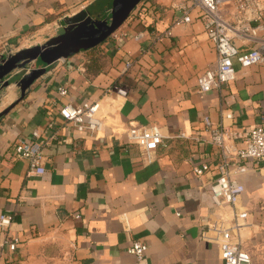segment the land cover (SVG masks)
<instances>
[{
  "label": "crops",
  "instance_id": "obj_1",
  "mask_svg": "<svg viewBox=\"0 0 264 264\" xmlns=\"http://www.w3.org/2000/svg\"><path fill=\"white\" fill-rule=\"evenodd\" d=\"M183 1L142 0L103 43L51 63L42 52L0 81V113L15 104L0 118V215L14 216L0 250L5 238L19 242L15 252L4 247L1 264H223L218 245L203 238L214 221L253 264H264V164H248L235 207L218 208L209 198L216 150L176 137L200 133L205 116L243 132L264 127V67H237L234 82L199 93L197 78L217 56L202 20L180 21ZM113 4L0 0V56L44 46L84 11L92 20L111 19ZM253 25L262 26L264 39V11ZM142 31L144 39L136 40ZM234 42L241 50L257 43ZM128 62L133 67L125 71ZM44 68L21 99L22 80ZM62 86L66 97L58 94ZM89 101L99 102L104 132L65 129L58 108ZM52 121L61 143L44 149V176L29 177L28 161L15 158L12 146ZM142 126H156L166 138L150 164L128 141L129 130ZM202 164L211 170L197 178L193 167ZM242 212L247 217L237 219ZM132 240L148 245L142 261L126 252Z\"/></svg>",
  "mask_w": 264,
  "mask_h": 264
},
{
  "label": "built area",
  "instance_id": "obj_2",
  "mask_svg": "<svg viewBox=\"0 0 264 264\" xmlns=\"http://www.w3.org/2000/svg\"><path fill=\"white\" fill-rule=\"evenodd\" d=\"M178 7L182 12L181 22L188 24L196 19L202 20L204 31L216 51V61L197 78L199 93L220 91L227 84L234 82L238 76L237 67L241 69L264 67V39L258 38L262 26L253 25L264 11V0H184ZM145 35L146 31L138 32L135 39L142 40ZM170 35L171 31L168 30L155 38L161 40ZM235 37L257 43L247 50H241L234 42ZM132 67L133 63H126L125 71ZM58 94L61 97L68 96V88L66 86L58 88ZM58 116L63 121L64 128L75 133L98 135L106 128V120L100 114V105L97 101L78 105L63 104L58 108ZM203 124L202 131L196 135L187 136L180 133L176 137L194 143H207L216 150L217 179L209 188V198L215 207H235L238 198L246 189L238 177L250 171L248 164H264V127L257 126L251 131L243 132L222 123L215 124L208 116L204 117ZM60 134V129L55 128L52 121L44 128L35 129L32 132L33 140H17L13 144V156L25 159L29 163V177L44 176L46 172L44 149L54 142L61 143ZM165 139L156 126L132 128L128 132L129 143L139 148L143 161L148 164L153 162L156 149L164 144ZM210 170L207 164L193 167L197 178L203 177ZM13 217L9 213L0 215V235L8 236ZM246 217V212L237 215L239 220ZM234 227L237 228V221ZM228 230L222 223L214 221L204 232L203 238L218 245L223 264H253L250 255L239 244L229 239ZM18 243V240L5 238L1 244L0 264L5 255L4 247L9 252H15ZM126 252L139 262L147 256L148 245L132 240Z\"/></svg>",
  "mask_w": 264,
  "mask_h": 264
},
{
  "label": "water",
  "instance_id": "obj_3",
  "mask_svg": "<svg viewBox=\"0 0 264 264\" xmlns=\"http://www.w3.org/2000/svg\"><path fill=\"white\" fill-rule=\"evenodd\" d=\"M142 0H114L112 17L108 20H92L87 12H81L66 20L67 26L60 36L49 40L42 47H35L18 54L0 58V81L16 69L22 60L28 63L36 59L42 52L47 55L48 63L60 58H67L73 52L97 46L114 34L129 18L133 10ZM32 53L31 55H28ZM47 68L29 71V75L20 83L21 99L30 85L47 72ZM15 104L0 113L6 115Z\"/></svg>",
  "mask_w": 264,
  "mask_h": 264
}]
</instances>
